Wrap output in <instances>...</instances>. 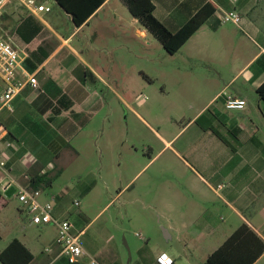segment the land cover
Listing matches in <instances>:
<instances>
[{"label": "crops", "instance_id": "0c3cea01", "mask_svg": "<svg viewBox=\"0 0 264 264\" xmlns=\"http://www.w3.org/2000/svg\"><path fill=\"white\" fill-rule=\"evenodd\" d=\"M14 1L0 20V30L19 52L21 69L37 77L39 88L24 90L13 102L14 112L0 110L8 133L0 150L11 156L0 180L31 189L32 177L49 173L53 153L59 158L65 147L73 150L70 142L82 133L114 130L120 117L127 122L133 115L155 131L128 101L130 67L150 81L154 76L138 66L146 58L140 46L151 42L144 41L148 32L138 19L120 12L117 1L125 0H105L81 27L55 0L54 6L40 0L56 10L55 18L22 10ZM152 1L156 17L173 31L204 6L214 9L209 22L178 53L166 52L181 58L182 65L174 66L171 76L194 94L187 122L170 139L158 134L172 149L174 166L185 171L171 174L168 198L154 199V206H164L171 214L167 237L173 239L175 230L183 247L172 248L169 254L176 264L182 252L186 263L204 264L240 233L233 255L247 264L264 250V100L258 94L264 85V0ZM231 10L241 14V24H233L235 31L224 37L213 36L224 31L220 13ZM225 92L245 100L246 109L227 110ZM16 135L25 137L34 152L28 162L15 151ZM88 145L91 148L90 143L82 147ZM74 154L81 153L74 149ZM34 166L41 171L31 175ZM54 214L67 218L56 207ZM73 225L84 234L86 229ZM57 249L47 257L34 255L31 264H51ZM85 250L91 254L86 246ZM252 264H264V251Z\"/></svg>", "mask_w": 264, "mask_h": 264}, {"label": "rangeland", "instance_id": "374dc122", "mask_svg": "<svg viewBox=\"0 0 264 264\" xmlns=\"http://www.w3.org/2000/svg\"><path fill=\"white\" fill-rule=\"evenodd\" d=\"M46 2L54 6L52 0ZM117 2L120 12L131 19L126 2ZM13 5L25 9L19 0ZM55 13L54 9L48 17H54ZM220 27H224V31L218 35L212 33L213 36L224 37L226 32L236 29L232 23H223ZM85 32L88 33V29ZM147 36L144 41L151 43L150 46L139 45L140 49L144 48L146 58L145 63L138 66L154 78L150 81L130 67L127 94L131 107L155 131L131 115L127 122L120 117L114 130L101 128L80 134L70 145L81 154L76 155L74 149L67 147L59 158L53 153L52 168L48 172L54 182L41 189L43 203H53L80 230L86 229L82 236L85 246L102 264H156L154 256L158 253L183 248L178 244L175 230H172L173 239L166 235V230L170 232L171 214L163 204V207L154 206L155 196H161L162 200L165 196L168 198L171 174L185 172L174 166L176 157L158 134L170 139L176 129L187 122L192 115L189 101L194 94L171 76V69L182 65L181 58L168 55L151 33ZM132 41L130 39V44H134ZM104 114L98 116L99 122ZM15 137V151L25 155L28 162L33 150L25 137ZM85 143L92 144L91 148L89 145L83 148ZM39 167L34 166L29 174L41 171ZM58 171L60 174L56 177ZM21 177L24 179L23 175ZM0 192L3 197L0 201V253L14 239L23 242L37 258L47 257L57 249L56 227L31 224L14 185L6 192L0 187ZM77 202L80 206L75 205ZM47 249L51 253H47ZM182 254L179 264H189L184 252Z\"/></svg>", "mask_w": 264, "mask_h": 264}, {"label": "built area", "instance_id": "2783aa9c", "mask_svg": "<svg viewBox=\"0 0 264 264\" xmlns=\"http://www.w3.org/2000/svg\"><path fill=\"white\" fill-rule=\"evenodd\" d=\"M11 0H0V20ZM26 9L32 14L51 13L52 8L40 0H22ZM221 23H232L240 25L241 14L236 10L220 13ZM36 90L39 82L34 74H29L21 69L19 52L8 41L7 37L0 31V110L7 109L14 112V100L26 89ZM225 106L227 110L243 111L247 102L242 99L228 95ZM7 128L0 119V148L7 137ZM11 156L0 150V172H6ZM3 192L9 190L15 181L6 178L0 180ZM220 186L219 188H223ZM17 197L24 210L27 211L31 222L35 225H53L57 229L56 245L59 249L58 255L51 264H102L98 258L85 250L83 233L76 232L70 219L56 217L53 203L41 201V190H32L18 186ZM80 206V203H75ZM47 252L51 253L50 249ZM64 262V263H62ZM156 264H176L174 258L167 252H161L156 258Z\"/></svg>", "mask_w": 264, "mask_h": 264}, {"label": "trees", "instance_id": "16d2710c", "mask_svg": "<svg viewBox=\"0 0 264 264\" xmlns=\"http://www.w3.org/2000/svg\"><path fill=\"white\" fill-rule=\"evenodd\" d=\"M55 1L64 11L70 15L72 23L76 27H81L84 25L90 19V17L105 3V0ZM125 2L131 15L138 19L141 26L151 33L162 44L167 53L171 55L178 53L189 41V39L204 24L209 22V17L214 13V9L210 5H206L196 15L192 16L179 30L173 31L156 17V7L152 0H125ZM213 29H217V27L213 26ZM30 69L34 70V68ZM258 94L260 98L264 100V85L258 90ZM201 120L202 118L199 119L197 123L201 124ZM59 174L60 171H58L56 177ZM53 182L54 177H49V173L36 175L30 180V188L32 190H41L43 187L52 186ZM1 199L2 194L0 192V201ZM239 236L240 233H237L221 249L213 253L204 264H240V262H238L239 260L233 255L235 251L234 241ZM263 251L264 250L262 249L256 255L255 259L260 257ZM34 258V254L19 239H14L0 253V262L2 264H31ZM255 259L251 260L247 264H252Z\"/></svg>", "mask_w": 264, "mask_h": 264}, {"label": "water", "instance_id": "95a60500", "mask_svg": "<svg viewBox=\"0 0 264 264\" xmlns=\"http://www.w3.org/2000/svg\"><path fill=\"white\" fill-rule=\"evenodd\" d=\"M166 234H167V230H166Z\"/></svg>", "mask_w": 264, "mask_h": 264}]
</instances>
